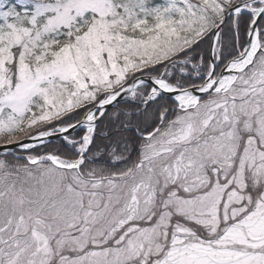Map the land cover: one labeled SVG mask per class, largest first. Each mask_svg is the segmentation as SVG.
<instances>
[{
  "label": "snow or ice",
  "instance_id": "6c2138e0",
  "mask_svg": "<svg viewBox=\"0 0 264 264\" xmlns=\"http://www.w3.org/2000/svg\"><path fill=\"white\" fill-rule=\"evenodd\" d=\"M0 264H264V0H0Z\"/></svg>",
  "mask_w": 264,
  "mask_h": 264
}]
</instances>
